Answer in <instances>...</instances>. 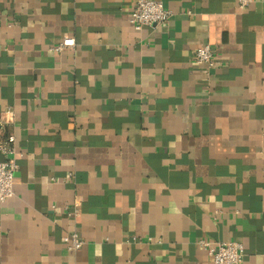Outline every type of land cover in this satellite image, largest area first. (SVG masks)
Listing matches in <instances>:
<instances>
[{"label": "crops", "instance_id": "0c3cea01", "mask_svg": "<svg viewBox=\"0 0 264 264\" xmlns=\"http://www.w3.org/2000/svg\"><path fill=\"white\" fill-rule=\"evenodd\" d=\"M157 1L137 30L134 0H0V264H264V0Z\"/></svg>", "mask_w": 264, "mask_h": 264}, {"label": "built area", "instance_id": "2783aa9c", "mask_svg": "<svg viewBox=\"0 0 264 264\" xmlns=\"http://www.w3.org/2000/svg\"><path fill=\"white\" fill-rule=\"evenodd\" d=\"M255 0H238V6L245 9L252 5ZM171 10L165 8L162 2L157 0H134L130 22L137 29L144 27L158 28L165 25L171 18ZM74 47V42L66 40L52 48L61 53L66 48ZM215 50L211 45H205L194 53L195 62L202 67L210 69L214 64ZM15 139L10 137L5 142H0V151L5 155V160L0 161V202H5L15 195L14 184L18 165L14 157L16 149L13 145ZM78 210H75V214ZM64 242L71 251L82 248L84 241L77 231L64 237ZM200 245L208 252L213 264H242L246 253L245 246L241 242H217L207 240L200 241Z\"/></svg>", "mask_w": 264, "mask_h": 264}, {"label": "water", "instance_id": "95a60500", "mask_svg": "<svg viewBox=\"0 0 264 264\" xmlns=\"http://www.w3.org/2000/svg\"><path fill=\"white\" fill-rule=\"evenodd\" d=\"M4 161V160H3Z\"/></svg>", "mask_w": 264, "mask_h": 264}]
</instances>
